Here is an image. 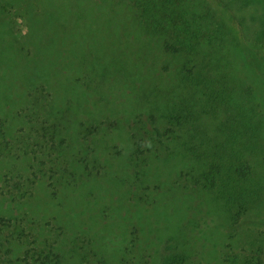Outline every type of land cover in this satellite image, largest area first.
I'll return each instance as SVG.
<instances>
[{"label":"rangeland","instance_id":"rangeland-1","mask_svg":"<svg viewBox=\"0 0 264 264\" xmlns=\"http://www.w3.org/2000/svg\"><path fill=\"white\" fill-rule=\"evenodd\" d=\"M147 2L150 0H0V117L8 120L16 112L25 113V94L31 92L33 84L58 96V87L74 89L75 82L93 103L101 105L96 110L101 119L109 115L110 108L129 114L146 110L155 116L166 113L169 92L174 87L171 79L166 78V82L159 71L144 72L139 66L142 61H136L129 51L131 28L126 34L118 31V19L132 17L147 7L143 4ZM180 4L185 17L201 12V6H205L209 18L222 21L228 40L219 51L228 59L238 60L240 54H247L264 61V0H181ZM213 37L215 41V32ZM52 58L59 60L54 65L56 76H52ZM235 69L239 78L243 71L248 72L243 67ZM63 73V77L54 79ZM247 85L248 81L241 80V89L234 92L232 100L240 103L247 120L239 116L243 123L236 118L231 120L234 125L228 120L224 124L208 123L200 132L210 143L227 149L232 148V138L244 142L250 154V173L243 180L242 197L237 202L225 205L224 196L220 198L215 187L200 189L202 181L193 178H189L192 190L179 193L176 181L180 178L167 167L160 171L159 178L149 174L136 188L129 187L134 196H126L122 193L126 179H119L120 173L127 172L123 161H111L110 174L120 180L113 192L104 181L109 172L107 164L105 172L97 175V165L86 162L81 169L87 182L79 195L69 198L71 204L63 212L64 218L50 194L51 188H56L53 179L42 181L50 183L43 190L53 205L42 213V219H62L64 227L68 223L69 228L82 225L79 238L87 236L90 243L83 245L67 234L77 250L71 252L61 246L62 264H77L81 255L93 260L91 264H128L127 243L135 244L133 258L129 259L133 264H264V93L252 86L247 93ZM256 94L263 96L256 98ZM186 102L192 104L191 99ZM3 110L9 111L7 115ZM6 124L13 131L20 124L27 126L14 119ZM99 129L103 131L104 127ZM106 137L109 152L120 149L118 141L114 146L115 139ZM6 140L19 146L16 137ZM189 180H183L184 184ZM153 186L161 192L159 196L149 195L148 188ZM30 191L33 194V188ZM60 195L57 197L65 196ZM38 198L46 201L43 193ZM28 219L33 221L32 213ZM131 227L135 230L132 234ZM56 248L58 251L57 244Z\"/></svg>","mask_w":264,"mask_h":264},{"label":"trees","instance_id":"trees-1","mask_svg":"<svg viewBox=\"0 0 264 264\" xmlns=\"http://www.w3.org/2000/svg\"><path fill=\"white\" fill-rule=\"evenodd\" d=\"M180 2L150 0L143 3L147 6L143 11L118 19V31L126 34L131 28L129 34H133L134 46L129 43V51L134 53L136 61H142L139 65L142 70L159 71L166 82V78L171 79L169 83L174 87L169 92L171 101L166 113L155 116L146 110L129 114L110 108L109 115L101 119L96 112L101 105L93 103L75 82L74 89L58 87V96L50 94L44 86L33 84L31 92L25 94L26 105L22 108L26 112H16L8 120L0 117V264H62L61 246L71 252L77 250L69 243L71 236L67 234L70 233L83 245L90 244L87 236L83 240L79 238L83 233L82 225L69 228L66 219V227L62 219L53 222L42 219V213L53 208L43 190L50 183L45 185L42 181L47 177L53 179L56 188L52 187L50 194L60 217L64 218L63 212L71 204L69 198L79 195L84 188L82 184L87 182L83 180L81 169L86 162L97 165V175L99 171L105 172L104 164H107L109 172L104 181L112 188L111 192L117 190L116 184L121 177L125 178L122 193L126 196H134L129 187L136 188L149 174L159 178L160 171L167 167L180 178L176 181L179 193L192 190L189 178H193L202 181L200 189L215 187L219 197L224 196L225 205L242 197L243 180L250 173V154L243 147L244 142L232 138L230 144L238 148L230 145L232 148L227 149L210 143L200 132L208 123L224 124L232 118L243 123V118H239L242 116L240 103L232 101L234 92L241 89V80H246L245 92L251 93L252 86L264 93V61L247 54H240L238 60L228 59L219 51L228 40L222 21L209 18L205 6H201V12L185 17ZM118 6L124 7L123 4ZM52 60V76H56L58 70L54 65L59 60ZM237 67L248 69V72L243 71L239 78ZM64 74L53 78L57 80ZM91 91L94 92L92 88ZM189 99L191 105L186 102ZM8 110L1 112L7 115ZM13 119L16 123L27 124L14 129L17 136L6 124ZM28 132H32L30 138ZM106 136L115 139L114 146L118 141L120 149L109 152L105 146ZM15 137L19 146H12L6 140ZM225 158L230 160L225 162ZM114 160L123 161L122 165L127 168L125 175L120 173V180L110 174ZM183 180H189L188 184ZM148 189L149 195L161 194L157 187ZM41 193L46 201L39 200ZM63 193L65 196L58 198ZM92 193L88 192V196H93ZM31 213L33 221L28 219ZM131 228L130 234L135 231ZM60 239H64L62 243ZM125 247V254H128L125 263L133 264L129 259L133 258L135 244L127 243ZM91 263L93 260L81 255L77 264Z\"/></svg>","mask_w":264,"mask_h":264}]
</instances>
